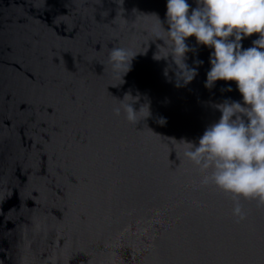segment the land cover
I'll return each mask as SVG.
<instances>
[{
  "label": "water",
  "instance_id": "water-1",
  "mask_svg": "<svg viewBox=\"0 0 264 264\" xmlns=\"http://www.w3.org/2000/svg\"><path fill=\"white\" fill-rule=\"evenodd\" d=\"M166 12L167 0H0V264H264V208L241 200L237 223L181 142L198 145L216 105L242 95L205 86L214 49L194 36L190 82L155 58L170 51L156 38ZM114 46L137 53L124 75ZM129 92L144 104L136 125L113 112Z\"/></svg>",
  "mask_w": 264,
  "mask_h": 264
},
{
  "label": "clouds",
  "instance_id": "clouds-1",
  "mask_svg": "<svg viewBox=\"0 0 264 264\" xmlns=\"http://www.w3.org/2000/svg\"><path fill=\"white\" fill-rule=\"evenodd\" d=\"M196 2L197 7L192 8L187 0H167L169 27L165 29L156 16L167 40L160 35L156 38L162 39L170 51L155 58L171 55L177 76L185 84L190 82L197 73L185 63L186 53L192 50L186 39L194 36L199 44L214 49L205 86L210 88L217 80L236 82L243 103L226 100L217 104L221 116L206 128L198 145L181 142L184 156L202 174L198 186L213 185L230 195L232 215L239 223L247 218L241 200H254L258 208H264V0ZM253 34H259L253 46L242 49L241 40ZM136 54L125 47H112L109 63L113 71L126 74ZM139 99V95L125 93L119 106L113 108L114 114L119 116L123 111L125 118L136 125L144 105L138 111L133 107Z\"/></svg>",
  "mask_w": 264,
  "mask_h": 264
}]
</instances>
